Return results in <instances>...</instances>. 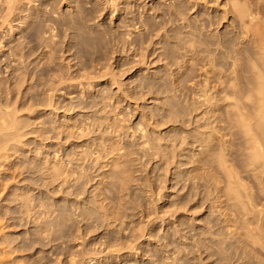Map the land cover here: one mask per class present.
I'll list each match as a JSON object with an SVG mask.
<instances>
[{"label": "rangeland", "instance_id": "374dc122", "mask_svg": "<svg viewBox=\"0 0 264 264\" xmlns=\"http://www.w3.org/2000/svg\"><path fill=\"white\" fill-rule=\"evenodd\" d=\"M0 41V264H264V0H0Z\"/></svg>", "mask_w": 264, "mask_h": 264}, {"label": "bare ground", "instance_id": "6f19581e", "mask_svg": "<svg viewBox=\"0 0 264 264\" xmlns=\"http://www.w3.org/2000/svg\"><path fill=\"white\" fill-rule=\"evenodd\" d=\"M13 1V0H12ZM111 1V0H109ZM9 4L11 3V0H8ZM1 42V41H0ZM264 47V45H263ZM258 92L261 95V101L263 104L262 109L259 112V121H258V130L260 131V134H264V80H261L258 86ZM17 110H11L6 113L0 114V130L1 128H4L3 126H7L8 128L15 127L17 129H14L13 132H3L4 135H13V136H20L22 133L19 131L18 122L20 119L16 115ZM244 127L246 128L245 131V137L248 143V148L252 152V156L254 160L258 161L262 168L264 169V149H263V141L259 138L257 135L256 131L252 130L249 126V122L246 121L243 118V123ZM8 139L4 140V143L2 145V148L7 149V148H12L11 144L8 142Z\"/></svg>", "mask_w": 264, "mask_h": 264}]
</instances>
